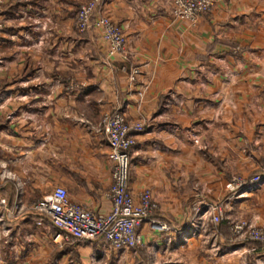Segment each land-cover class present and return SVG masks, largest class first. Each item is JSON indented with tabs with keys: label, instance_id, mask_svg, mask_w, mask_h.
<instances>
[{
	"label": "crops",
	"instance_id": "crops-1",
	"mask_svg": "<svg viewBox=\"0 0 264 264\" xmlns=\"http://www.w3.org/2000/svg\"><path fill=\"white\" fill-rule=\"evenodd\" d=\"M87 1L0 0V264L121 256L209 264L208 247L205 258L189 256L209 232L200 199L221 201L237 178H264V0H213L195 29L175 21L173 0H104L98 16L122 28L123 56L111 54L101 29L76 28ZM124 67L140 68L135 83ZM117 111L146 123L135 133L128 190L151 189L160 206L152 221L169 228L144 224L140 254L79 242L59 249L57 230L48 219L38 225L33 205L63 187L73 203L111 212L114 165L98 127ZM237 194V210L263 222L264 186Z\"/></svg>",
	"mask_w": 264,
	"mask_h": 264
},
{
	"label": "built area",
	"instance_id": "built-area-1",
	"mask_svg": "<svg viewBox=\"0 0 264 264\" xmlns=\"http://www.w3.org/2000/svg\"><path fill=\"white\" fill-rule=\"evenodd\" d=\"M103 1L92 0L81 6L77 14L76 27L82 33L93 27L101 29L104 39L111 47V54L123 56L126 54L127 40L122 28L110 18L98 16ZM212 8L211 0H174L172 16L175 21L181 22L189 28H196L200 20L208 15ZM1 9L2 7H0V14ZM123 72H127L133 82L140 74L139 70L128 71L127 67L123 68ZM139 96L142 98L143 93ZM145 126V121L130 123L123 111L104 113L101 118L98 132L106 137L110 147L109 159L114 165L113 182L107 193V198L112 203V210L109 214H97L86 207L73 203L68 191L63 187H57L51 194L33 205L34 213L40 217L38 225H43L45 219H48L57 230L54 237L56 244L63 245L74 240L90 243L103 240L104 244L118 252L136 251L143 246V238L139 234V229L144 223L150 222V219L156 214L158 206L149 190L134 197L128 190V182L131 167L130 155L137 144L133 134L143 132ZM5 176L10 177V175ZM262 186H264V178L259 176L253 178L249 183L238 184L235 191L254 192ZM22 195L23 192L20 188L14 207L17 213H20L23 208ZM241 197L242 194H236V197L232 198L238 200ZM0 204L5 206L6 201L2 200ZM203 208L205 209L204 215L209 214V205H203ZM210 209L213 210L212 220L218 224L222 219L221 209L219 207H210ZM0 222H3L2 219ZM152 227L160 231H167L166 226L162 223H154ZM231 231L238 239L248 236L251 240L264 243V230L255 227L249 228L247 223H234L231 226Z\"/></svg>",
	"mask_w": 264,
	"mask_h": 264
},
{
	"label": "rangeland",
	"instance_id": "rangeland-1",
	"mask_svg": "<svg viewBox=\"0 0 264 264\" xmlns=\"http://www.w3.org/2000/svg\"><path fill=\"white\" fill-rule=\"evenodd\" d=\"M91 1L92 0L87 1L83 5H85V4H87V3L91 2ZM211 1L213 2V0H211ZM0 5H2L0 7H3V3H0ZM83 5H81V6H83ZM213 8H214V2H213ZM213 8H212L211 12L213 11ZM2 9H1V13H2ZM0 16H1V14H0ZM76 19H77V16L75 18V25H76ZM115 24H117V23H115ZM192 29H195V28H192ZM132 69L133 70L134 69L139 70L140 74L137 76V78H138L141 75L140 68L134 67ZM137 78H136V80H137ZM136 80L134 82L131 81V77L129 75V81L131 83H135ZM263 82H264V78H263ZM150 84L151 83L145 84L143 86L141 92L138 93V95L143 93V97L142 98L139 96L141 99H144L146 93L149 90ZM147 87H148V89H147ZM139 133H141V132H139ZM133 136L135 137V133L133 134ZM135 139H136V137H135ZM136 143H137V140H136ZM195 143L200 144L199 141L198 142L195 141ZM202 150H206V147L203 146ZM253 176H254L253 178H255L258 175H256V176L253 175ZM129 177H130V175H129ZM242 182L243 183H247V182L249 183V181H243V180H241V178H237L236 180L232 181L230 186H229L228 196L225 199L221 200V201H214V202L211 201V202H209L208 200H206L205 196H203L202 199H200V201L206 202L204 205H209V214H208V216H207V218H206V220L204 222L206 224V229L209 232H208L207 235H202V234L200 235L201 239H199V241H201V242H200L199 245H201L202 247L201 248H197V250L193 251L192 253H190L189 256H191V257L197 256V258H205V249H206V247H208L207 250L209 252V255L207 256V259L209 261V264H264V243L251 240L248 236H246V237H244L242 239H238L237 237H235V235L231 231L232 224L239 223V222L247 223L249 228L250 227H255L257 229L264 230V220H262L263 222H260L259 221L260 219H255L254 216H252V217L248 216L247 213L245 215V213L243 212V209L241 211H238L237 210L238 208L235 206L236 205V203H235L236 200L233 199L232 197H236V194L239 193V192L235 191L236 190L235 187L238 186V184H240ZM146 190H149L151 192L153 200L155 201V203L158 206V210H157L156 214L150 219V221H152V220H154L155 217H157V215L159 213V210H160V206H159V203L157 202V200L155 198V195H154L153 191L151 189H146ZM137 196H134V197H137ZM250 206H251V209H253L254 205H250ZM210 207L211 208L212 207H219L221 209L220 212H221V215H222V219H221V221L218 224H216L212 220L213 210L210 209ZM222 222L223 223H227V224L230 225V233L232 234V237L230 239H232L231 242L233 244L230 247H228L226 245L227 244V242H226L227 241L226 240L227 237L225 235L224 236L226 238L224 236H222V233H221V231L219 229L220 223H222ZM153 223H154V221H152V224ZM158 223H162L164 226H166V228L168 230L169 226L167 224H165L163 222H156L155 224H158ZM144 224H146V223H144ZM140 229H139V234L143 238L142 234L140 233ZM188 232H189V230H188ZM195 238L198 239L199 235H195ZM72 243H76L77 244L78 242L71 241L69 243L63 244L59 249H62L64 247V245H71ZM251 243L252 244L254 243L255 245L258 244L259 246L258 245L252 246ZM84 244L88 245L90 243H84ZM101 245H105L106 246V244H104V243H102ZM233 247H235L236 249H233ZM229 248H232V249L228 250ZM241 248H243V249L245 248L246 250H242ZM259 249H261V250H259ZM142 250H143V247L141 246L140 248H138L134 252H138V254H140V252ZM127 260L128 259H126L125 257L121 256L117 260L111 259V258L105 259L104 261H100V262H98V260H97L96 264H139L138 261L130 262V261H127ZM146 260H148V257H146ZM171 261H173V259ZM164 263L161 262V261L155 262L154 259H152V261H150V264H164ZM53 264H79V263L72 259V260H69V261H65L64 263H53ZM144 264H146V263H144ZM171 264H173V262ZM196 264H199V263L197 262Z\"/></svg>",
	"mask_w": 264,
	"mask_h": 264
},
{
	"label": "trees",
	"instance_id": "trees-1",
	"mask_svg": "<svg viewBox=\"0 0 264 264\" xmlns=\"http://www.w3.org/2000/svg\"><path fill=\"white\" fill-rule=\"evenodd\" d=\"M263 176V175H262ZM219 229H220V231H221V233H222V236H224L225 238H226V242H227V246L228 247H230V246H232L233 244H232V239H230L231 237H232V234L230 233V225L229 224H227V223H220V227H219ZM75 242H79V241H76V240H74ZM79 243H90V242H79ZM95 244H102V243H104V241L103 240H99V241H96V242H94ZM251 245L252 246H256V245H258V244H252L251 243ZM259 246V245H258ZM261 247V246H260ZM259 250H261V249H259Z\"/></svg>",
	"mask_w": 264,
	"mask_h": 264
}]
</instances>
